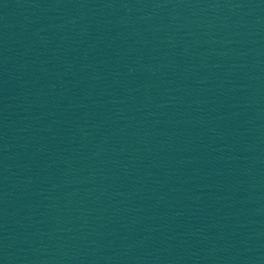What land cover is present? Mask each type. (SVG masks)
I'll list each match as a JSON object with an SVG mask.
<instances>
[{
    "label": "water",
    "instance_id": "95a60500",
    "mask_svg": "<svg viewBox=\"0 0 264 264\" xmlns=\"http://www.w3.org/2000/svg\"><path fill=\"white\" fill-rule=\"evenodd\" d=\"M238 0H0V149Z\"/></svg>",
    "mask_w": 264,
    "mask_h": 264
}]
</instances>
